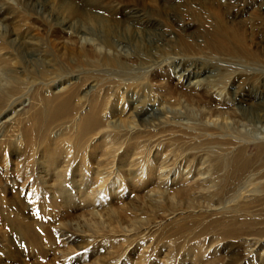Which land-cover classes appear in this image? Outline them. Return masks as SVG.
<instances>
[{
	"label": "rangeland",
	"instance_id": "374dc122",
	"mask_svg": "<svg viewBox=\"0 0 264 264\" xmlns=\"http://www.w3.org/2000/svg\"><path fill=\"white\" fill-rule=\"evenodd\" d=\"M75 1L80 0H44L39 9V0H0V74L7 65L15 75L10 81L20 85L0 106V264H264V188L248 184L253 173L239 172L235 178L240 170L231 165L217 175L208 174L207 163L202 166L198 159H193L195 169L202 171L198 177L195 169L185 172L190 170L186 166L178 177L167 172L170 163L180 162L189 150L202 159L214 157L224 148L215 141L227 137L198 132L177 137L180 132L172 128L152 141H160L161 147L153 148L158 155L151 153L170 167L150 177L139 154L127 152L123 143L115 147L106 123L87 132L81 129L82 115L105 102L110 82L121 77L120 71L105 74V65L94 62L97 58L77 51L85 39L58 33L52 37L55 44L48 40L46 32L52 28L44 7L63 19ZM263 2L255 1L264 16ZM254 5L248 9L244 0L240 7L247 13L235 16L248 33L254 27ZM102 7L107 14L113 9L108 2ZM88 15L85 9L80 16ZM247 63L264 72L262 64ZM128 65L127 71L136 70V64ZM43 69L50 71L44 78ZM61 83L71 89V98L53 117L47 111L51 103L45 105L52 94L46 86L53 89ZM239 87L248 92L244 82ZM213 96L220 104L233 105L224 95ZM241 105L234 111L238 116L245 113L246 119L239 117L240 127L234 130L252 133L247 153L254 156V145L264 143V106L252 100ZM145 109L141 118H160L163 113L158 103ZM167 137L174 138L171 145L164 143ZM225 172L232 179L226 184ZM211 175L214 185H200Z\"/></svg>",
	"mask_w": 264,
	"mask_h": 264
},
{
	"label": "bare ground",
	"instance_id": "6f19581e",
	"mask_svg": "<svg viewBox=\"0 0 264 264\" xmlns=\"http://www.w3.org/2000/svg\"><path fill=\"white\" fill-rule=\"evenodd\" d=\"M241 1L226 0L222 3L220 0H80L71 2L68 8L69 15L63 19L55 17L51 9L44 7L49 12L46 21L52 29L46 33L52 44H55V38L52 37L58 33L65 34L63 37L70 35L78 41L83 38L86 43L75 47L82 53L81 55H90L95 60L97 58L94 62L100 67L105 65L106 69L103 71L105 74L120 71L118 75L121 78L112 80L109 84L110 92L106 101L99 102L95 109L82 115L81 129L87 132L106 123L107 127H111L107 131L113 135L115 147L123 143L127 152L135 156L139 154V162L144 161L142 167L150 177L159 170L163 171L170 167L159 163L160 161L156 160L157 156L152 157L151 153L156 152L153 150L154 147L158 149L161 147L160 141L155 144L152 141L172 131V128L175 129L174 133L180 132L177 137L191 135L194 132L210 137L212 135L227 137L215 141L224 148L214 157L207 154L202 159L191 155L189 150L190 155L186 157L182 155L180 162L170 163L173 166L168 169V174L181 176L184 166L190 169L184 170L190 174L195 169L193 159H198V164L202 166L207 163L205 173L217 175L221 169H226L224 166L232 165L234 168L236 165L240 171L236 172L234 168L235 178L239 172L242 175L251 172L254 177L248 184L264 188V143H256L254 145L256 154L248 155L247 150L254 136L249 132L234 130L240 127L241 118L246 119L245 113L241 114L242 116L235 113V106L241 109L242 102L251 100L257 102L259 106H264V72L258 71V68L251 69L247 63L254 61L264 66V16L255 3L256 0H247L248 9L255 6L254 4L257 6L255 10L251 9L254 10L253 14L255 13L252 23L254 27L252 32L248 33L244 25H238L240 20L236 21L235 17L236 15L242 17L247 13L244 6L240 7L244 0ZM105 2H108L116 12L113 13V9L110 8V14L102 13V5ZM43 3L44 0H39L36 7L41 9L45 6ZM87 4L90 5L89 9L86 8ZM85 9L89 12L88 18L80 16ZM56 37H59V34ZM78 43L76 42V45ZM95 46L104 48L106 53L102 54ZM128 62L136 64L134 72L126 70ZM3 67L4 72L0 74V106L4 105L9 95L14 94L20 86L16 87L10 81L15 79L10 67L7 65ZM214 69L219 72L217 75L213 74ZM170 70H173L172 74ZM49 73L50 71L43 69L40 76L44 78ZM243 82L248 91L245 94H243L245 89L239 87ZM46 87L52 94L45 99V105L51 103L47 111L54 117L66 107L71 98V89L64 87L63 83L53 89L52 85L47 84ZM59 87L61 89H58ZM214 93L224 95L226 99L230 98L233 105L220 104L213 96ZM125 95H130V99L125 100ZM127 102H132L131 106ZM149 103H158L161 106L163 113L160 118L140 117ZM179 108L184 110L183 113ZM183 119L194 122L185 125L182 123ZM230 123L237 126L230 127ZM173 139L167 137L164 143L169 144L174 141ZM158 154L159 150L155 155ZM256 161L259 163L254 165ZM212 166L216 169L211 170ZM247 166H252L253 169H248ZM195 170L196 176L202 172ZM157 179L159 181V178ZM230 179L229 172L222 173L224 184ZM179 180L177 179V182ZM214 183L215 177L211 175L200 185Z\"/></svg>",
	"mask_w": 264,
	"mask_h": 264
}]
</instances>
